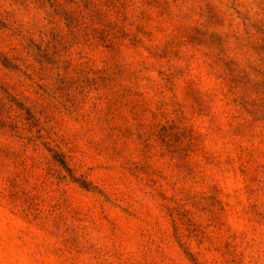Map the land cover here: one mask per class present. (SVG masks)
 I'll use <instances>...</instances> for the list:
<instances>
[{
    "label": "rangeland",
    "instance_id": "374dc122",
    "mask_svg": "<svg viewBox=\"0 0 264 264\" xmlns=\"http://www.w3.org/2000/svg\"><path fill=\"white\" fill-rule=\"evenodd\" d=\"M0 264H264V0H0Z\"/></svg>",
    "mask_w": 264,
    "mask_h": 264
}]
</instances>
